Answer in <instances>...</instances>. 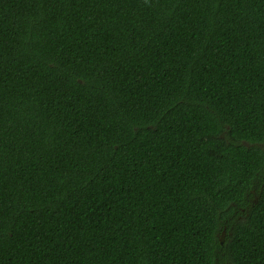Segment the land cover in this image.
Returning a JSON list of instances; mask_svg holds the SVG:
<instances>
[{
    "label": "trees",
    "instance_id": "1",
    "mask_svg": "<svg viewBox=\"0 0 264 264\" xmlns=\"http://www.w3.org/2000/svg\"><path fill=\"white\" fill-rule=\"evenodd\" d=\"M0 264H264V0H0Z\"/></svg>",
    "mask_w": 264,
    "mask_h": 264
}]
</instances>
